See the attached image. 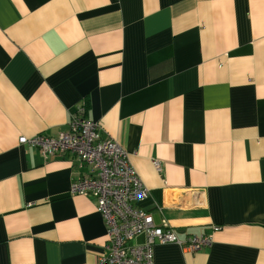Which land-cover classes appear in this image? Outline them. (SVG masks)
Here are the masks:
<instances>
[{"label":"crops","instance_id":"obj_1","mask_svg":"<svg viewBox=\"0 0 264 264\" xmlns=\"http://www.w3.org/2000/svg\"><path fill=\"white\" fill-rule=\"evenodd\" d=\"M79 108L149 190L135 206L211 240L153 264H264V0H0V264L107 254L94 199L69 194L89 169L18 144Z\"/></svg>","mask_w":264,"mask_h":264},{"label":"built area","instance_id":"obj_2","mask_svg":"<svg viewBox=\"0 0 264 264\" xmlns=\"http://www.w3.org/2000/svg\"><path fill=\"white\" fill-rule=\"evenodd\" d=\"M68 126L57 137H20L18 144L36 148L44 160L73 155L89 169V175L73 181L69 194L92 197L103 218L107 254L99 258L98 264H153V248L157 244H176L191 252L211 245L208 237L180 241L165 221L156 226L149 213L135 206L148 196L149 190L128 162L125 149L115 141L102 139L99 124L86 120L81 108L72 115ZM153 165L160 173L158 161H153ZM140 234L145 237L142 245L135 243Z\"/></svg>","mask_w":264,"mask_h":264}]
</instances>
